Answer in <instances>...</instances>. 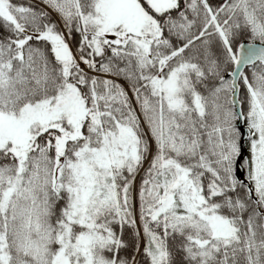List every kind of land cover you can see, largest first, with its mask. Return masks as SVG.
<instances>
[{"label":"snow or ice","instance_id":"snow-or-ice-1","mask_svg":"<svg viewBox=\"0 0 264 264\" xmlns=\"http://www.w3.org/2000/svg\"><path fill=\"white\" fill-rule=\"evenodd\" d=\"M0 264H264V0H0Z\"/></svg>","mask_w":264,"mask_h":264}]
</instances>
